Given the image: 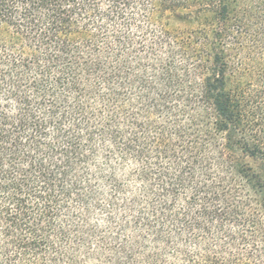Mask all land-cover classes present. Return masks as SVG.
<instances>
[{"label":"trees","instance_id":"obj_1","mask_svg":"<svg viewBox=\"0 0 264 264\" xmlns=\"http://www.w3.org/2000/svg\"><path fill=\"white\" fill-rule=\"evenodd\" d=\"M0 264H264V0H0Z\"/></svg>","mask_w":264,"mask_h":264},{"label":"rangeland","instance_id":"obj_2","mask_svg":"<svg viewBox=\"0 0 264 264\" xmlns=\"http://www.w3.org/2000/svg\"><path fill=\"white\" fill-rule=\"evenodd\" d=\"M193 25L191 24V19L188 20H179L173 23V28H180V29H187L191 30V27Z\"/></svg>","mask_w":264,"mask_h":264}]
</instances>
